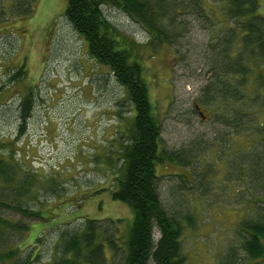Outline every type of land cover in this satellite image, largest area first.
<instances>
[{"label":"rangeland","instance_id":"obj_1","mask_svg":"<svg viewBox=\"0 0 264 264\" xmlns=\"http://www.w3.org/2000/svg\"><path fill=\"white\" fill-rule=\"evenodd\" d=\"M11 1L16 0H0V142L9 141L0 151L24 164L19 173L36 175L35 182L43 184L46 193H39L33 206L47 217L31 221L22 237L13 236V245L22 244L21 251L31 253L35 264H53L63 235L80 229L82 218H89L105 230L101 242L106 237L114 242L115 247L107 246V264H123L133 212L114 201L111 192L133 127L128 91L108 66L89 54L66 17L68 0H36L35 15L14 22L2 11ZM164 2L169 42L160 41L121 8L103 7L123 46H131L132 59L142 67L161 128L162 162L156 175L162 204L176 217L194 219L193 225L184 221L186 264H230L231 258L233 264H264L248 257L236 233L242 219L264 213V191L253 189L245 162L264 154V61L249 75L247 99L235 104L249 110V129L227 126L221 119L231 115L227 106L201 100L214 80L211 47L236 24L229 23L226 6L219 1ZM259 6L264 16V0ZM21 66L26 68L23 81L7 85ZM30 92L34 110L20 134V95ZM2 216L27 221L8 207Z\"/></svg>","mask_w":264,"mask_h":264},{"label":"trees","instance_id":"obj_2","mask_svg":"<svg viewBox=\"0 0 264 264\" xmlns=\"http://www.w3.org/2000/svg\"><path fill=\"white\" fill-rule=\"evenodd\" d=\"M164 1L68 0L66 8V17L87 44L89 54L101 65L108 66L128 91L133 103L135 115L131 137L124 145L126 147L122 148V166L111 192L114 201L128 205L133 212L123 264H186L182 246L184 221L188 225H193L194 221L191 216L183 219L170 214L162 204L156 175V165L162 162L159 153L161 128L154 115L142 67L132 59L131 46L127 43L123 46L125 41L103 12L106 5L121 8L160 41L167 42L169 34L163 19L168 11L163 8L167 7ZM215 1L226 6L229 23L236 25L230 24L225 36L211 47L210 69L214 80L204 89L201 102L226 105L231 115L221 116L222 121L227 126L236 125L244 132L249 129L246 116L250 112L237 108L235 104L247 99L249 75L256 65L264 61V16L259 14V0ZM11 3L10 6H2L4 15L13 16L7 17V21L29 20L35 15L33 6L36 0ZM16 69L19 70L8 79L7 85L16 86L24 79L26 68L21 66ZM20 97L18 128L23 134L32 117L35 101L32 92ZM7 142H0V150L1 145ZM168 158L178 161L172 154H168ZM245 162L250 165L246 176L250 177L253 189L264 191V154L254 155ZM23 167L24 164L15 162L13 156L0 151V242L3 243L0 245V264H35L31 253L21 251L22 244L13 245V236L22 237L30 229L31 221L47 220L45 212L41 208L34 210L33 206L34 200L40 199L39 193H46L43 184L35 182L36 175L19 173ZM49 191L55 193V188L50 187ZM60 195L57 190L55 196ZM4 207L27 221L3 217ZM82 219L85 223L80 229L63 235L60 255L53 264H107V246L115 247L112 238L106 237L105 242H101L104 229L99 225L100 221ZM236 231L248 257L254 261L264 260V213L255 219H242ZM156 233L160 235L157 240ZM5 245L8 247L4 248ZM231 253L235 254L234 251ZM231 259L230 264H233L235 258Z\"/></svg>","mask_w":264,"mask_h":264},{"label":"bare ground","instance_id":"obj_3","mask_svg":"<svg viewBox=\"0 0 264 264\" xmlns=\"http://www.w3.org/2000/svg\"><path fill=\"white\" fill-rule=\"evenodd\" d=\"M195 2V1H194ZM212 13V12H211ZM133 39V38H132ZM169 94V93H168ZM173 96V95H172ZM200 174V173H199ZM230 246V245H229ZM32 262V261H31Z\"/></svg>","mask_w":264,"mask_h":264}]
</instances>
